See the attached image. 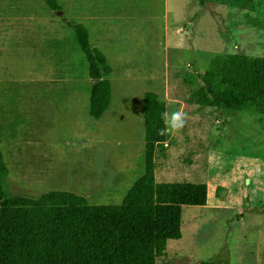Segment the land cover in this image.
Instances as JSON below:
<instances>
[{
    "label": "rangeland",
    "instance_id": "rangeland-1",
    "mask_svg": "<svg viewBox=\"0 0 264 264\" xmlns=\"http://www.w3.org/2000/svg\"><path fill=\"white\" fill-rule=\"evenodd\" d=\"M56 1L53 11L42 0H0L8 193L120 204L144 170L143 97L153 92L169 114L188 116L156 148L154 182L207 187V205L182 207V237L155 264H264V113L201 100L224 55L264 57V0ZM76 24L111 67L100 119L88 112L83 55L49 45L71 42Z\"/></svg>",
    "mask_w": 264,
    "mask_h": 264
},
{
    "label": "trees",
    "instance_id": "trees-1",
    "mask_svg": "<svg viewBox=\"0 0 264 264\" xmlns=\"http://www.w3.org/2000/svg\"><path fill=\"white\" fill-rule=\"evenodd\" d=\"M42 1L50 10L60 9L56 0ZM71 35V42L49 45L57 52L69 47L83 55L93 82L88 112L100 119L111 102V67L91 47L83 25H74ZM220 61L215 81L203 79L208 93L202 102L264 113V57L226 54ZM165 111L155 93L144 94V170L118 205H92L83 196L57 190L37 197L10 195L0 154V264H155L167 242L182 237V207L207 205L205 184L154 182L155 150L168 139V134H157Z\"/></svg>",
    "mask_w": 264,
    "mask_h": 264
},
{
    "label": "clouds",
    "instance_id": "clouds-1",
    "mask_svg": "<svg viewBox=\"0 0 264 264\" xmlns=\"http://www.w3.org/2000/svg\"><path fill=\"white\" fill-rule=\"evenodd\" d=\"M161 119L163 120L164 127L159 129L157 134L163 136L167 135L170 130L179 131L183 129L188 116L182 111H174L171 114L165 111L161 114Z\"/></svg>",
    "mask_w": 264,
    "mask_h": 264
},
{
    "label": "water",
    "instance_id": "water-1",
    "mask_svg": "<svg viewBox=\"0 0 264 264\" xmlns=\"http://www.w3.org/2000/svg\"><path fill=\"white\" fill-rule=\"evenodd\" d=\"M57 13H60V12H57Z\"/></svg>",
    "mask_w": 264,
    "mask_h": 264
}]
</instances>
